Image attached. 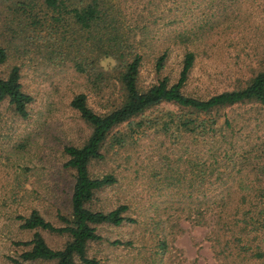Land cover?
<instances>
[{
	"label": "rangeland",
	"instance_id": "374dc122",
	"mask_svg": "<svg viewBox=\"0 0 264 264\" xmlns=\"http://www.w3.org/2000/svg\"><path fill=\"white\" fill-rule=\"evenodd\" d=\"M93 1L105 11L106 22L81 28L70 13L53 21L57 12L42 0H0V47L7 54L0 74L19 65L22 87L33 95L27 117L17 114L7 98L0 100V264H13L5 254L19 250L10 238L32 234L17 228L14 211L36 208L60 224L58 213L70 210L74 170L64 165L63 147L82 143L91 130L70 100L84 92L91 107L104 111L122 97L111 36L117 34L129 45L127 53L135 49L142 54L138 78L142 89L159 75L175 81L187 50L195 53V62L183 89L195 96L243 85L264 66V0H69V6ZM164 49L168 54L159 74L155 62ZM78 61L83 70L76 66ZM178 111L177 104L162 102L131 124L123 122L113 131L125 134L124 143H111L109 136L103 146L105 157L90 162L91 174L117 176L116 182L96 193L91 206L110 209L127 202L139 221L100 224L101 238L89 244L88 255L97 264H156L149 252L156 231L162 229L168 242L163 264H264V254L258 258L245 253L230 261L226 249V259L216 257L206 227H190L184 218L178 219L184 213L182 205L193 199L187 191L186 154L180 149L185 137L180 139L181 128L173 122ZM217 114L219 122L224 114L234 118L239 152L264 142L263 111L255 105L221 107ZM250 126L255 127L249 130ZM237 182L232 179L233 185ZM158 215L165 224L155 229L149 217L155 221ZM41 233L53 247L67 239L43 229ZM117 239L131 244L114 242ZM76 263L84 264L78 258Z\"/></svg>",
	"mask_w": 264,
	"mask_h": 264
},
{
	"label": "trees",
	"instance_id": "16d2710c",
	"mask_svg": "<svg viewBox=\"0 0 264 264\" xmlns=\"http://www.w3.org/2000/svg\"><path fill=\"white\" fill-rule=\"evenodd\" d=\"M42 1L47 8L57 12L53 17L55 22L63 20L65 13H70L73 22L81 28H89L98 20L106 22L103 18L105 11L96 1L83 7H70L69 0ZM107 24L111 25L112 21ZM123 41L117 34L110 37L111 50L119 59L120 100H113L104 111L91 107L84 92L75 93L70 100V105L91 130L82 143L63 147L67 154L64 165L74 170L69 212H59L60 224H55L36 208L27 213L14 211L12 219L17 228L30 230L32 234L28 238H10L19 250L13 255L6 253V258L13 264L46 260L55 264H77V258L84 264H97V259L89 256L87 250L92 241L101 238L98 226L136 223L139 218L130 213L131 205L127 202H120L110 209L91 206L96 193L116 182L117 176L113 172L93 175L89 164L94 159L105 157L103 146L109 136L111 143H124L125 134L113 131L118 125L126 121L131 124L134 117L162 102L179 106V111L173 114V122L181 128L180 139L185 137V143L180 142V149L182 154H186L185 169L190 172L187 191L193 199L189 205H182L184 213H177L178 219L184 218L190 227H206L207 238L216 257L226 259L230 253V261H233L234 257L249 253V257L260 258L264 254V142L251 144L239 152L242 147H238L239 135L235 131L234 118L224 114L219 122L217 111L221 107L251 104L263 111L264 120V66L243 85L205 97L195 96L183 89L195 62V53L187 50L175 81H170L167 75H159L156 81L142 89L138 85L142 54L135 49L127 53L130 47ZM125 54L127 57H123ZM167 54L168 50L164 49L156 58L159 74ZM6 57L5 49L0 47V64ZM76 66L80 70L85 68L79 61ZM20 78V66L16 64L6 75L0 74V100L7 98L17 114L27 117L33 95L23 89ZM136 123L141 124V120ZM164 126L169 127L167 124ZM254 127L250 126L249 130ZM236 178L239 182L233 185L232 179ZM149 218L155 229L165 224L159 215L155 221L153 217ZM42 229L65 235L67 239L61 247H53L41 233ZM161 230L156 231L154 247L149 252L156 264H163L168 252L166 233ZM114 242L131 244L130 240L117 239Z\"/></svg>",
	"mask_w": 264,
	"mask_h": 264
}]
</instances>
